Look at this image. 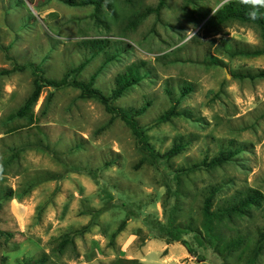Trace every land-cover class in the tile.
I'll use <instances>...</instances> for the list:
<instances>
[{"label": "rangeland", "instance_id": "rangeland-1", "mask_svg": "<svg viewBox=\"0 0 264 264\" xmlns=\"http://www.w3.org/2000/svg\"><path fill=\"white\" fill-rule=\"evenodd\" d=\"M224 1L164 0L154 10L159 0H108L99 7L0 0V70H8L0 76V264L42 256L43 264H100L118 256L144 264H241L240 250L222 260L207 249L200 261L198 250L190 255L180 241L160 236L173 206L175 223L199 226L213 187L219 188L213 208L248 188L264 195V78L230 73L264 69V55L229 57L221 47L234 39L256 49L262 40L253 23L203 28ZM94 38L109 42L90 57L82 40ZM207 53L224 65L205 63ZM132 63L140 64L141 79L111 103L144 107L137 120L156 152L184 144L159 167L147 161L118 115L72 85L44 84L25 113H17L34 88L30 64L45 78L87 82L93 76L91 86L110 96ZM170 109L174 114L165 115ZM229 151L223 165L180 173L174 185L176 171ZM167 183L177 191L174 198ZM7 188L13 196L1 197ZM252 214L218 230L251 237L263 224L258 210Z\"/></svg>", "mask_w": 264, "mask_h": 264}, {"label": "trees", "instance_id": "trees-1", "mask_svg": "<svg viewBox=\"0 0 264 264\" xmlns=\"http://www.w3.org/2000/svg\"><path fill=\"white\" fill-rule=\"evenodd\" d=\"M71 5H86L91 4L95 7H99L108 3V0H63ZM164 4V0H159L156 8L158 10ZM146 10H151L147 8ZM250 8L248 5L243 4L241 0H228L216 7L211 15L205 20L203 24L204 29L222 26L231 21L248 22L255 24L260 32L262 46L260 48H250L248 45L236 41L234 39L230 41L222 40V52L226 53L229 57L234 56H258L264 55V8L258 11L257 18L250 20L247 13ZM219 33L216 30L215 34ZM109 40L106 39H84L82 43L88 47L91 51L90 57L96 55L106 47ZM104 53H107L105 50ZM108 57L107 60L111 59ZM89 57L85 58L77 67L75 71H79L85 63L89 61ZM205 63L214 65H224V62L215 55L207 53ZM140 64L132 63L127 67L124 73L119 74L115 79V87L111 90L110 96H104L100 91L91 86L93 76L87 82L77 80H67L66 77L61 79L45 78L42 75V71L39 66L30 64L32 72L34 74V88L25 101L23 106L17 111L18 114L23 115L28 109L29 105L33 104L40 93L41 87L47 84L54 88H59L65 85H72L80 89L82 96L92 97L98 99L105 107L106 111L113 115H118L131 129L135 136L136 145L144 153V157L147 161L156 166H160L161 158H168L178 154L184 147V144H174L165 153L160 154L154 150L152 145L145 139L144 127L139 125L137 115L142 113L144 107L138 109H127L118 107L111 103V100L120 96L130 86L136 84L142 77L139 71ZM22 68V67H20ZM8 70L1 69L0 76L7 73ZM230 73L234 77L254 79L258 77L264 78V69L259 68L255 70L250 69H237L230 70ZM182 93L185 94L189 91V87L183 86ZM174 114L173 109L166 112L165 115ZM162 116V118L166 116ZM232 152H220L218 155L211 157L210 159L204 158L200 162L194 163L187 168L178 170L173 175L172 179L174 185H179L180 173L187 174L198 169H211L223 165L230 159ZM59 176H48L45 179L58 178ZM168 193H172L171 197L174 198L177 194L176 189L172 188V184L167 183ZM219 191L218 187H213L209 190L208 194L204 197L201 214L202 219L199 226H193L192 223L174 222V206L171 208L168 218L165 224L160 230V236L165 237L171 241H180L190 255L196 254L198 250L200 261L205 260V250L211 249L213 253L222 258V260L229 257L232 253L240 250V262L241 264H258L260 258L264 255V195L255 189L248 188L239 191L237 195L226 203H223L215 208L212 207V201L215 194ZM13 196V190L7 188L3 190L1 197ZM109 205V204H107ZM106 205V206H107ZM106 209L105 206L99 209L90 210L93 215ZM258 210L263 221L260 227H257L255 233L251 237H247V234L243 232H236L233 235L224 237V235L218 230L219 225L225 224V222L233 223L236 217L252 218V210ZM127 213H130L127 211ZM126 218H124L111 233V239H113L118 232H120L125 226ZM87 226H83L85 228ZM5 234V232H0ZM188 236V238H184ZM190 241L196 244V247H192ZM47 260L46 256H42L37 259H25L18 264H43ZM100 264H144L136 258L116 257L115 259Z\"/></svg>", "mask_w": 264, "mask_h": 264}, {"label": "clouds", "instance_id": "clouds-1", "mask_svg": "<svg viewBox=\"0 0 264 264\" xmlns=\"http://www.w3.org/2000/svg\"><path fill=\"white\" fill-rule=\"evenodd\" d=\"M227 3L228 0H225ZM243 4H246L249 6L250 10L247 13L250 20H255L258 15V11L262 8H264V0H241Z\"/></svg>", "mask_w": 264, "mask_h": 264}, {"label": "water", "instance_id": "water-1", "mask_svg": "<svg viewBox=\"0 0 264 264\" xmlns=\"http://www.w3.org/2000/svg\"><path fill=\"white\" fill-rule=\"evenodd\" d=\"M222 3H223V2H221L219 5H221ZM219 5H218V6H219Z\"/></svg>", "mask_w": 264, "mask_h": 264}]
</instances>
